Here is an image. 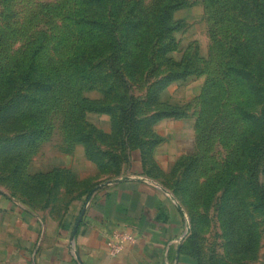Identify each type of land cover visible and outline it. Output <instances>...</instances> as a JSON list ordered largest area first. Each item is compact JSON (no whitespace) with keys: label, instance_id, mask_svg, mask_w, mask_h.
<instances>
[{"label":"rangeland","instance_id":"1","mask_svg":"<svg viewBox=\"0 0 264 264\" xmlns=\"http://www.w3.org/2000/svg\"><path fill=\"white\" fill-rule=\"evenodd\" d=\"M123 1L129 3L133 0ZM157 2L158 0H140L141 5L148 10L155 8ZM73 4V0H0V70L1 64H4L8 70L19 67L34 36L41 29L47 28L45 17L50 18V15L45 6H50L59 16ZM60 17H56V20ZM211 18L212 14L200 0H191L189 4L175 10L173 19L179 27L172 33L174 47L166 54L167 64L162 70L169 71V64L176 68L188 61L198 72L172 81L161 91L159 98L157 97L158 101L152 98L148 103L145 102L148 100L149 89L136 85L133 104L137 108L136 114L141 123L129 140L125 141L119 130V116L124 101L120 99L121 94L117 91L122 90L118 88L84 90V97L93 103L94 109L82 114L76 98L73 99L72 92H75V89L57 87L48 97V101L45 104L41 103L40 107L46 132L33 141L24 133L25 129L29 130L31 127L33 119H29V116L35 113V109L26 108V101L19 99L0 107V186L37 209H48V207L53 209V204L62 205V209L68 208L73 198L81 193L80 189L86 187L88 182L76 185L79 191H74L69 190L72 185L67 188L73 182L70 179L65 178L62 181L65 184L57 189L54 187L53 178H46L45 182L50 190L45 186L42 192H38L39 189L34 184L37 179L34 177L54 169H69L68 167L74 163L70 160L71 156L74 157V152H85V154L97 152L107 163L100 168L94 162L99 173L108 174L111 179L116 177L117 171H120V174L127 171L134 152H143V149L151 146L149 143L161 138L162 141L153 147L152 160L150 158L146 162L147 166L142 161V166L143 169L148 167V170H152L150 175L155 176L153 178L160 180L163 186L170 189L189 211L187 237L194 235L197 244L202 248V264H261L264 261L263 212L260 209L254 211L252 218H245L243 214H235L229 218L225 214H220L218 205L221 200L224 201V195H230L232 192L221 190L216 198H212V191H209L219 180L227 181L229 178L225 176L227 172L240 179L238 184L246 186L249 154L241 152L244 140L240 134L250 133L253 129L251 124L240 122L237 125V135L234 129L235 122L231 120L229 128L223 131L222 139L214 135L209 142L207 139L209 134H206L209 130L207 121L201 119L197 129L202 95L203 92L205 93L209 79V74L204 71L209 67L213 68L209 63V53L213 45L211 31L214 28ZM55 24L58 26L60 23L58 21V24ZM57 26L52 32L50 31L52 38L48 40V48L42 56V64L45 66L51 64L50 60L68 63L65 59L72 56L73 50L70 46L65 49L59 44L60 35L63 33L61 24L60 27ZM139 38L141 37H137ZM138 56L137 54V59ZM131 72L129 76L137 77V70L135 73ZM161 73L154 75L153 79ZM221 94L222 90L218 86H213L208 92L209 97L218 99ZM3 100L2 104L6 101ZM20 103L23 109L19 108L20 110L15 111L14 107ZM170 106L181 108L183 115L151 120L157 113H164ZM14 111L16 118L20 116L15 120L11 118V113ZM22 113H26L24 119L21 118ZM188 119L194 120L192 151L180 155L165 169L155 159L156 148L165 141V135L184 132L188 128ZM81 129L83 130L80 131ZM197 132L200 134V141L201 134L206 135L207 143L203 144L205 149L200 152L198 162L194 165L196 172L180 176L175 171L177 162L182 156L197 152ZM258 137L260 132L254 140ZM140 144L146 145L141 149L138 147ZM118 155L122 158L126 155L128 158L122 165L123 169L118 165ZM17 169L22 171L15 174ZM158 169L161 172H158ZM181 178L184 179L182 182ZM262 179L264 180V172ZM241 193L244 192L239 191V194ZM77 198L79 199V196ZM248 198L255 202L257 194L252 195L248 190Z\"/></svg>","mask_w":264,"mask_h":264},{"label":"trees","instance_id":"2","mask_svg":"<svg viewBox=\"0 0 264 264\" xmlns=\"http://www.w3.org/2000/svg\"><path fill=\"white\" fill-rule=\"evenodd\" d=\"M200 1L212 14L211 21L214 28L211 31L213 45L209 53V63L213 68L209 67L204 71L209 74V79L205 86V93L203 92L202 95L197 129L201 119L204 122L207 121L209 130L206 134H209L207 138L209 142L214 135L222 139L223 131L229 128L231 120L235 122L236 134L237 125L240 122L251 124L253 127L250 133L240 134L244 140L241 152L249 154L245 176L246 186L238 184L240 179L231 172H227L225 174L229 176L227 181L219 180L209 191H212V198H216L221 190L232 192L230 195H222L224 201L221 200L218 205L220 214H225L229 218L235 214L252 218L254 211L259 209L264 214V180L262 179L264 172V0ZM190 2L191 0H158L155 8L148 10L141 5L140 0L129 1V3L123 0H73V6L59 16L50 6H45L50 15V18L45 17L47 28L41 29L34 36L20 66L8 70L4 64H1L0 107L7 102L19 99L26 101V108L35 109V113L29 116V119H33L31 127L29 130L25 129L24 133L33 141L46 132L40 107L41 103L45 104L48 101V97L57 87L75 89V92H72L73 99L76 98L82 114L94 109L93 103L84 97V90L118 88L122 90L117 92L121 94L120 99L124 101L119 116V130L124 140H129L141 123L136 114L137 108L133 104L136 85L149 89L148 100L145 102L148 103L152 98L158 101L157 97L159 98L161 91L172 81L198 72L188 61L176 68L169 64V71L162 70V67L167 64L166 54L174 47L172 33L179 27L173 19V14L175 10ZM56 17H60L59 20H56ZM58 21L63 33L60 35L59 44H62L65 49L70 46L73 50L72 56L65 59L68 63L50 60L51 64L45 66L42 64V56L48 48V40L52 38L51 32L56 28L55 23L58 24ZM59 25L57 28L60 27ZM137 37L141 38L137 39ZM135 70H137V77L129 76L131 71L135 73ZM159 72H162L161 75L153 79ZM213 86H218L222 90L219 99L208 96ZM3 99L6 100L4 104H2ZM17 106L14 107L15 111L19 108L23 109L21 103ZM15 111L11 113L13 120L20 117H15ZM182 115L181 108L170 106L164 113H157L151 120ZM25 117L26 113H22L21 118ZM258 132L260 137L254 140ZM205 137V133L201 134L200 141V134L197 132V152L184 155L177 162L175 171L180 176L196 172L194 165L198 162L200 152L205 149L203 147V144L207 143ZM138 140L139 132L137 131ZM160 141H162L161 138L149 143L151 146L142 150L143 163L146 164L150 158L152 160L153 147ZM146 144L143 146L140 144L138 147L142 149ZM86 156L100 168L107 164L105 158L99 156L97 152H86ZM117 158L118 165L123 169L122 165L128 158L126 155L124 158L118 155ZM20 171L22 170L17 169L14 173L17 174ZM151 172L152 170H148V167L144 169V173L150 177ZM158 172L161 171L158 169ZM120 173L117 171L115 175ZM46 178H53L54 187L57 189L65 184L62 182L65 178L73 181L67 186L68 188L72 185L69 190L79 191L78 186L84 183L78 182L70 169H54L34 177L37 179L34 184L39 189L38 192H42L45 186L49 189L45 182ZM183 178L180 179L181 182ZM17 180L19 181V176ZM248 190L252 195L257 194L255 202L248 198ZM33 191L35 192V189ZM239 191L244 193L239 194ZM88 192L89 189H83L74 198ZM187 212L189 213L188 210ZM180 250L192 257L196 264H202V248L197 244L194 235L187 237Z\"/></svg>","mask_w":264,"mask_h":264},{"label":"crops","instance_id":"3","mask_svg":"<svg viewBox=\"0 0 264 264\" xmlns=\"http://www.w3.org/2000/svg\"><path fill=\"white\" fill-rule=\"evenodd\" d=\"M193 123L188 119L184 132L165 135L155 152L158 164L166 169L192 151ZM74 154L68 168L78 182H88L80 191L89 192L68 208L37 209L0 186V264H196L180 250L188 212L170 189L144 173L140 152L111 179L85 152ZM114 230L129 231L135 241L112 254Z\"/></svg>","mask_w":264,"mask_h":264},{"label":"built area","instance_id":"4","mask_svg":"<svg viewBox=\"0 0 264 264\" xmlns=\"http://www.w3.org/2000/svg\"><path fill=\"white\" fill-rule=\"evenodd\" d=\"M135 241L134 236L127 230H114L113 239L109 242V248L112 254L119 251L127 242Z\"/></svg>","mask_w":264,"mask_h":264},{"label":"water","instance_id":"5","mask_svg":"<svg viewBox=\"0 0 264 264\" xmlns=\"http://www.w3.org/2000/svg\"><path fill=\"white\" fill-rule=\"evenodd\" d=\"M102 185H105V184H102ZM100 187H102V186H97L94 190H96V189H98ZM187 235H188V232H186V234L184 235V237L181 240L183 241L184 239H186L187 238Z\"/></svg>","mask_w":264,"mask_h":264}]
</instances>
